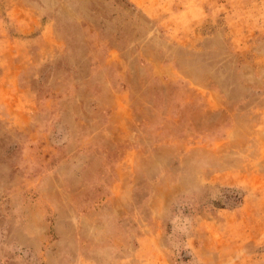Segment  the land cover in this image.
<instances>
[{
	"label": "rangeland",
	"instance_id": "rangeland-1",
	"mask_svg": "<svg viewBox=\"0 0 264 264\" xmlns=\"http://www.w3.org/2000/svg\"><path fill=\"white\" fill-rule=\"evenodd\" d=\"M0 264H264V0H0Z\"/></svg>",
	"mask_w": 264,
	"mask_h": 264
}]
</instances>
